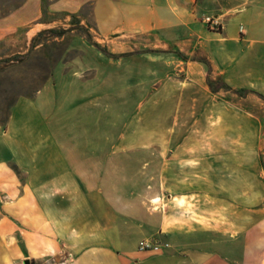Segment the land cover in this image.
<instances>
[{"label": "crops", "instance_id": "crops-1", "mask_svg": "<svg viewBox=\"0 0 264 264\" xmlns=\"http://www.w3.org/2000/svg\"><path fill=\"white\" fill-rule=\"evenodd\" d=\"M62 21L115 56L0 120V264H264V0H0V56Z\"/></svg>", "mask_w": 264, "mask_h": 264}, {"label": "rangeland", "instance_id": "rangeland-1", "mask_svg": "<svg viewBox=\"0 0 264 264\" xmlns=\"http://www.w3.org/2000/svg\"><path fill=\"white\" fill-rule=\"evenodd\" d=\"M49 29L53 30V34H37L33 46L30 42L25 49L22 47L18 52L0 56V120L6 117L9 106L18 96L32 95L35 89L49 77L54 66L56 68L66 66L68 61L79 57L82 44L96 43L85 31L86 27L72 26L68 21L50 25L43 30ZM56 32L61 33L56 35ZM2 47L4 48L0 44L1 50ZM64 256L65 253H61L52 259L29 260L24 264H62Z\"/></svg>", "mask_w": 264, "mask_h": 264}, {"label": "built area", "instance_id": "built-area-1", "mask_svg": "<svg viewBox=\"0 0 264 264\" xmlns=\"http://www.w3.org/2000/svg\"><path fill=\"white\" fill-rule=\"evenodd\" d=\"M203 22L214 26L218 25V22L216 18L211 16H204ZM168 244L166 242H160L157 240H149V239H140L137 242L136 248L137 250H149V249H159L160 247H165ZM70 258L69 254H65L64 260L62 261V264H68V259Z\"/></svg>", "mask_w": 264, "mask_h": 264}, {"label": "trees", "instance_id": "trees-1", "mask_svg": "<svg viewBox=\"0 0 264 264\" xmlns=\"http://www.w3.org/2000/svg\"><path fill=\"white\" fill-rule=\"evenodd\" d=\"M46 31H48V32H46ZM41 33H51V34H53V30H43V31H41ZM59 33H61V32H56V35H58ZM55 34V33H54ZM35 39L33 38L32 40H31V46H33L34 44H35ZM93 45L95 46V47H97V49H99V50H101V51H103V52H106L108 55H111V56H115L114 54H111V53H109V52H107V51H105V50H103L102 48H100L99 46H98V44L97 43H93ZM207 84L210 86V84L207 82ZM227 87V86H226Z\"/></svg>", "mask_w": 264, "mask_h": 264}, {"label": "water", "instance_id": "water-1", "mask_svg": "<svg viewBox=\"0 0 264 264\" xmlns=\"http://www.w3.org/2000/svg\"><path fill=\"white\" fill-rule=\"evenodd\" d=\"M28 260H25L24 262L27 263Z\"/></svg>", "mask_w": 264, "mask_h": 264}]
</instances>
